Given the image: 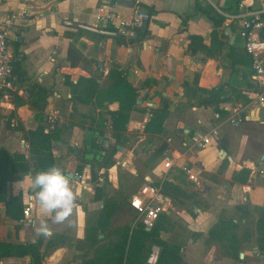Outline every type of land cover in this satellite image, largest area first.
Returning a JSON list of instances; mask_svg holds the SVG:
<instances>
[{
  "label": "crops",
  "instance_id": "obj_1",
  "mask_svg": "<svg viewBox=\"0 0 264 264\" xmlns=\"http://www.w3.org/2000/svg\"><path fill=\"white\" fill-rule=\"evenodd\" d=\"M113 1L0 0V23L6 16L15 17V25L8 34L7 54L20 66V76L13 75V90L0 93V149L10 156H24L30 167L28 172L6 177L2 193L5 198L0 200V242L32 244L41 238V264H62L69 240L65 235L70 234L65 233V228L71 229L75 224L83 233L89 219H85V214L99 212L104 200L113 198L118 205L111 221L113 228L130 223V216L135 214L129 206L132 194L121 190L126 188V182L118 173L128 172L127 177L135 178L134 154L148 146L152 150L143 171L144 181L152 185L171 182L193 196L181 211L169 205L190 230L188 245L180 250L185 262L232 263L233 259L221 256L214 245L208 249L203 246L208 229L225 212L234 222L247 223L250 231L249 253L243 251L244 246L242 249L243 263L264 264V252L255 248L256 212L264 209V103L259 100L264 88L253 79L237 18L240 4L243 10L263 11L264 0H116L112 4ZM122 1L142 5L143 12L145 7L154 11L145 31L140 28L133 39L123 38L120 42V37L100 36L68 26L78 23L119 34L117 21L98 24L94 12L110 6L121 16H127L132 8L119 5ZM206 5L224 17L219 27H214L200 13ZM192 36L200 37L203 47L200 42L191 44ZM70 46L82 57L83 67H70L67 61ZM113 66H118L125 80L136 89L139 108L130 113L120 143L116 142L107 120L108 112H116L118 103L96 105L97 84L110 83L108 75ZM78 78L88 82H78ZM196 88L206 92L192 94ZM213 89L218 90V103L203 105L214 95L215 91L209 92ZM40 106H44L42 110ZM165 106L168 110L165 132L145 133L144 127L153 111ZM51 111L60 116L56 128L59 137L52 147L55 166L65 175H72L69 181L77 193V207L70 224H54L50 216L42 215L29 188L34 160L25 135L38 126L37 114L47 116ZM235 111L243 114L237 128L228 123ZM214 127L220 133L209 147L202 150L191 147L194 133H206ZM90 137H95L107 152L114 146L117 148L111 169L101 168L92 154L68 150L83 149ZM162 146L165 150L157 155ZM182 168H188L196 180L189 179ZM243 169L250 172L247 182L235 181L233 174ZM19 195L20 202L8 206V213L6 203ZM166 201L169 204L168 198ZM192 201L198 204H191ZM27 206L31 211L25 218L23 210ZM206 212L208 224L201 219ZM231 213L237 214L236 217H229ZM41 219L48 222L53 233L50 237L37 235ZM118 221L121 224L117 226ZM84 237L85 234L76 239V244L80 246ZM215 251L219 257L214 256ZM29 263V256L0 261V264Z\"/></svg>",
  "mask_w": 264,
  "mask_h": 264
},
{
  "label": "trees",
  "instance_id": "obj_2",
  "mask_svg": "<svg viewBox=\"0 0 264 264\" xmlns=\"http://www.w3.org/2000/svg\"><path fill=\"white\" fill-rule=\"evenodd\" d=\"M116 3V0L112 4ZM142 7V5H140ZM145 7V6H144ZM149 15L154 13L152 8L145 7ZM200 13L211 20L214 27H219L224 21V17L219 15L211 6L200 10ZM115 32L113 29H106ZM142 35V34H140ZM215 32L212 33V38ZM124 37L120 36L118 40L123 42ZM200 42V47H203L201 38L198 36L190 37L191 44ZM67 61L70 67H83L81 64L82 57L78 51L70 46L67 53ZM20 66L13 60V75L20 76ZM110 83L107 85L97 84L99 97L96 99V105L102 106L104 103L116 102L118 109L116 112H108V123L111 125L113 136L117 143H120L125 125L128 122V117L133 110L139 109L136 107L137 92L123 77L122 72L119 71L118 66H113L108 75ZM78 82H88L87 79L78 78ZM148 85L149 83L146 82ZM152 84V83H150ZM41 91L43 89H40ZM195 92L205 93L206 90L196 88L192 90ZM212 97L203 101L202 104L208 105L213 102L218 103V94L216 89ZM43 92V91H42ZM43 95L42 93H39ZM215 100H214V99ZM44 106H40L41 110ZM152 117L144 127V132L154 135H162L165 132L164 121L168 116V110L165 106L152 113ZM39 115L38 126L29 130L26 135V141L29 144V152L33 157V172L47 170L50 166H55V157L53 156V144L58 139V131L55 129L50 133H45L46 116ZM69 151L81 152L82 154H92L95 162L99 161L101 168H110L113 165L112 157L116 153L117 148L114 146L110 152L100 147L95 137H90L85 140L83 149L69 148ZM165 150L161 147L157 155ZM105 156H102V153ZM96 156H99L98 159ZM30 167L24 156L14 155L10 156L7 151L0 149V200L5 197L2 194L6 177L14 175L17 172H28ZM249 170L243 169L238 173L233 174L235 181L246 183ZM156 186V185H153ZM161 187V193L165 198L169 199V205L177 211L186 209L192 200V195L186 194L181 188L172 184L171 182L164 181L156 187ZM20 195L6 203L7 212L9 213L8 206H15L20 202ZM191 204H198L197 201H192ZM118 209L115 199H106L103 202L102 209L98 212L94 219H88L85 225V237L80 241V247L83 253L79 256L81 264H147L148 258L152 254L154 247L158 248V261L157 264H187L183 258L181 245L170 238L165 241L161 238V233H167L169 229L174 228V224L167 216L166 213L159 215L155 225L147 231L139 222L134 223L136 214L130 223L123 226L112 227V219ZM130 210H132L130 208ZM133 211V210H132ZM134 212V211H133ZM257 222H256V243L255 248L260 252H264V209H257ZM102 235V238L99 236ZM42 237V236H40ZM55 236H52V238ZM250 231L247 223L243 224L241 221L234 222L233 219L227 217L225 212H221L215 223L208 229L207 237L203 240V246L208 249L214 245L221 256L229 257L231 259L239 260V254L242 253L243 245H249L251 242ZM40 241L32 244H10L8 242H0V261L5 258L16 257H30L29 264H41L40 255ZM245 258V256H244ZM241 261V263L244 261Z\"/></svg>",
  "mask_w": 264,
  "mask_h": 264
},
{
  "label": "built area",
  "instance_id": "obj_3",
  "mask_svg": "<svg viewBox=\"0 0 264 264\" xmlns=\"http://www.w3.org/2000/svg\"><path fill=\"white\" fill-rule=\"evenodd\" d=\"M240 13L237 18L240 20L239 36L243 42V49L250 57V66L253 72V79L264 88V10L247 11L243 10V5H239ZM94 19L98 24H107L112 21L118 22L119 35L125 39L135 38L138 30L144 22L150 19L147 12L140 9L138 3L132 7V11L127 16H121L112 7H100L94 12ZM15 25L13 15L6 16L0 23V93L12 91L14 88L13 59L7 54L8 34ZM264 93V91H263ZM260 104L264 103V95L260 97ZM59 113L51 111L46 116V127L44 132L54 131L59 124ZM243 121V114L235 111L229 118L230 126L237 128ZM218 127L210 129L206 133H194L190 138L192 148L202 150L209 147L215 138L219 136ZM169 167V162L165 163ZM183 172L191 180L196 178L191 175L188 168H182ZM129 206L137 216L139 222L146 230H150L159 218V215L167 212L169 206L166 198L161 193V187L152 184H143L136 194L129 199ZM31 208L27 206L23 210V215L28 218Z\"/></svg>",
  "mask_w": 264,
  "mask_h": 264
},
{
  "label": "clouds",
  "instance_id": "obj_4",
  "mask_svg": "<svg viewBox=\"0 0 264 264\" xmlns=\"http://www.w3.org/2000/svg\"><path fill=\"white\" fill-rule=\"evenodd\" d=\"M29 188L42 215L50 216L54 224L71 223V217L77 207V193L60 168L50 166L47 170L30 176ZM36 232L46 238L53 234L45 219H41ZM158 259V254H152L147 264H157Z\"/></svg>",
  "mask_w": 264,
  "mask_h": 264
},
{
  "label": "rangeland",
  "instance_id": "obj_5",
  "mask_svg": "<svg viewBox=\"0 0 264 264\" xmlns=\"http://www.w3.org/2000/svg\"><path fill=\"white\" fill-rule=\"evenodd\" d=\"M148 145H150V144H148ZM151 150L152 149L147 146L146 148L140 150L139 152L136 151V154H134L135 156H134V159L132 162L134 165L133 169L136 171L135 178L131 179V178L127 177V175H129L128 172L125 174H123L122 171L120 173H118V176H120V174H122L120 176L121 180L126 182V188L125 189L122 188L121 190H124L125 192L129 193L130 195L132 194V196H133L134 194L137 193V191L143 185V183L147 182V180L144 181L143 171H144V169H146L147 158H148V155H149ZM111 168H109V169H111ZM120 169H121V167H120ZM129 169L132 170V167L130 166ZM158 184L153 183V185H156V186ZM166 213H167V216L170 218V220L173 222L174 228L169 229V231L167 233H163L162 239L165 241H169L170 238H173L183 248L186 247L188 245V238L190 237V235H189L190 230L186 229L183 219L179 216L178 212H176L170 206L167 208ZM97 214H98L97 211L95 213H86L85 219L86 220L88 218L94 219ZM196 214L199 215L198 213H196ZM208 215H209V213L206 212V215L201 216V219H203L205 222H207V224L209 222V220H207ZM236 215L237 214L231 213V215H229V217H231V218L236 217ZM132 218H133V216H130L131 220H132ZM201 219H199V221H202ZM123 221H125V220H123ZM136 222H137V216H135V218H134V223H136ZM118 224H121V222L118 221L117 226H118ZM84 227H85V224H84ZM84 227H83V233L80 232V227L79 228L76 227L75 224H73V227L71 229H70V226L68 228H65V230H66L65 233L68 231V233H70V234L65 235L66 238L69 240H68L67 244L65 245L67 252H66V257L64 259V262L62 264H81V261L77 257H79L83 253V250L81 249L79 244H76V239L81 238L82 235L84 236V234H85ZM243 246L245 247V249L243 251H245L246 253H249L248 248L250 246H248V245H243ZM152 254H158V248L154 247L152 249ZM214 254H216L214 256L219 257L217 251H215ZM76 255H78V256H76ZM63 256H65V255H63ZM239 263H241V261L233 259L231 264H239Z\"/></svg>",
  "mask_w": 264,
  "mask_h": 264
},
{
  "label": "water",
  "instance_id": "obj_6",
  "mask_svg": "<svg viewBox=\"0 0 264 264\" xmlns=\"http://www.w3.org/2000/svg\"><path fill=\"white\" fill-rule=\"evenodd\" d=\"M119 5H122V6H125L127 8H132L133 7V2H130V1H122ZM68 26L72 27V28H75V29H78V30H86V31H89V32H93L95 34H98L100 36H108V37H120V35L118 33H111V32H107L99 27H89V26H86V25H83V24H78V23H69ZM147 27V22H144L142 27H141V31L144 32L145 29ZM137 103L139 104L140 103V100L137 101ZM120 150V148H118ZM66 176L68 178H72V175L71 174H66ZM147 231H149L147 229ZM100 238L102 236H99ZM254 254H257V250H254L253 251ZM244 258V254L243 253H240L239 254V260H242ZM239 264H242V263H239Z\"/></svg>",
  "mask_w": 264,
  "mask_h": 264
}]
</instances>
